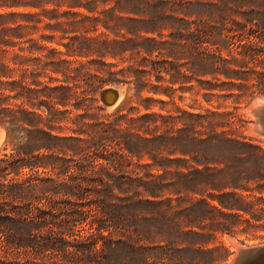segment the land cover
Wrapping results in <instances>:
<instances>
[{"label": "trees", "instance_id": "trees-1", "mask_svg": "<svg viewBox=\"0 0 264 264\" xmlns=\"http://www.w3.org/2000/svg\"><path fill=\"white\" fill-rule=\"evenodd\" d=\"M105 6L92 26L71 23L81 34L101 25L98 36L42 18L50 8ZM1 8L0 264H220L219 234L234 227L230 211L242 201L232 190L264 177L234 164L262 148L232 111H154L169 102L153 95L172 98L192 81L203 96L234 103L264 90V0H0ZM173 28L179 57L169 54ZM56 40L64 49L42 43ZM105 82L128 86L110 113L93 97Z\"/></svg>", "mask_w": 264, "mask_h": 264}, {"label": "rangeland", "instance_id": "rangeland-1", "mask_svg": "<svg viewBox=\"0 0 264 264\" xmlns=\"http://www.w3.org/2000/svg\"><path fill=\"white\" fill-rule=\"evenodd\" d=\"M109 7L110 6H105L95 11H89L87 9H69L67 7L59 8L56 10L50 8L48 12L43 13L42 18L46 23L56 24L57 18L55 17H61L62 22L64 24L63 28H66L67 30L72 32V36L82 34L88 37L98 36L104 30L101 25L99 26L98 31H91L87 33L82 31L83 33L81 34L75 29L74 25L71 23L74 21H84V23H87L92 26V24H94L96 21L95 17L103 15L104 10L108 9ZM5 10V8L0 9L1 12H4ZM195 10H197V8L191 9V11ZM53 16L55 17L52 18ZM49 32L50 30H47V33ZM166 32L168 41L175 42L173 45L170 46L171 50L169 54H172L175 57H179L182 53V41L179 38V34L177 33V28L169 29ZM171 32H173L172 36H170ZM42 43H45L47 46L50 47H58L60 49H64L62 45L58 44V40L54 42L47 41ZM7 63H9L10 67L14 66L11 60L7 61ZM17 77L19 79L21 78L19 74ZM42 80L45 82L48 81V79L46 78ZM105 86L111 88L118 86L119 88H121L120 90H117L120 99L118 97L115 104L111 107L105 106L99 97L100 89ZM178 86L179 85H177V87ZM198 87L199 86L196 81L187 83L185 85V88L183 90L176 91L172 98L168 96L153 95L147 93H145L144 95H153L156 98H163L169 102L167 105H165V107L162 103H153L152 108L154 111H161V108L174 111L177 107L188 110L207 108L218 109V107H220L221 110H228L234 112L241 119L239 127L242 134L246 136L250 142L259 145L262 148V150L259 152L245 154L244 158H241V161L239 162L236 161L234 166L237 170H239L240 172H244L245 174L253 172L254 169L262 170V172L264 173V137L260 136L255 132L250 131V126L252 124L258 123L260 121L261 116L259 114H250L243 110L244 108H247V106L251 102L257 99L256 97L264 98V90L256 91L251 97L244 99L241 103H234L233 99H225L224 97H205L203 96V92L198 91ZM127 88L128 86L123 83L105 82L96 86V93L93 97L97 99L98 106L103 107L105 112L110 113L113 112L118 107V105H120L125 99L128 94ZM14 102L22 103V100H17ZM259 104H261V102H259ZM131 105L138 104L136 102H133L131 103ZM41 110L45 113L46 107H43ZM68 110H73V107L69 106ZM248 111H250V109ZM73 114H75V111L68 113V115L71 116ZM261 114H264V110L261 112ZM259 124L262 125L261 123ZM4 142L5 141H3L2 145L0 146V151H2L4 147ZM232 191L236 192L238 196L241 195L242 201L238 203L234 210L230 211V213L234 217V227L231 229L230 232L219 234V240L224 244L225 247V250L223 249L221 251V254L223 255V260L220 264H229L236 253V248L230 242V238H232L234 241L238 242L242 246L264 244V177L258 184L252 182H245L242 188L233 189Z\"/></svg>", "mask_w": 264, "mask_h": 264}, {"label": "water", "instance_id": "water-1", "mask_svg": "<svg viewBox=\"0 0 264 264\" xmlns=\"http://www.w3.org/2000/svg\"><path fill=\"white\" fill-rule=\"evenodd\" d=\"M112 88L105 86L101 88L99 91V97L102 103L107 107H111L115 104L118 98V94L115 95L114 93H116V90L121 89L118 86L114 87V89ZM256 98L264 102V98L262 97H256ZM258 109L260 108L259 106L256 105L252 108V111L255 114H260L263 110L261 111ZM243 110L245 111V108ZM260 116H261L260 121L258 123L252 124L250 126V131L255 132L260 136L264 137V123L262 124V126L259 124L262 123V121H264L263 120L264 114H261ZM3 141H5V132L0 129V144L1 142L3 143ZM230 242L233 244V246H235L236 253L229 264H264V244L242 246L236 241L232 240L231 238H230Z\"/></svg>", "mask_w": 264, "mask_h": 264}, {"label": "bare ground", "instance_id": "bare-ground-1", "mask_svg": "<svg viewBox=\"0 0 264 264\" xmlns=\"http://www.w3.org/2000/svg\"><path fill=\"white\" fill-rule=\"evenodd\" d=\"M112 89H114V88H112ZM116 90V89H115ZM121 93V92H120ZM115 95H117L118 93H117V90H116V93H114ZM118 97H119V95H118ZM118 99V98H117ZM119 99H120V97H119ZM117 101V100H116ZM259 102H261V104H263V105H261V104H259ZM255 103V104H254ZM259 106V108L260 109H258V110H264V102H262L261 100H259L258 98L257 99H255L247 108H245V112H247V113H250V114H255L253 111H252V108L254 107V106ZM253 106V107H252ZM262 106V107H261ZM250 109V111H248ZM259 115H261V113L259 114ZM263 120H264V118H263ZM264 123V121H262V123L261 124H263ZM262 126V125H261ZM2 145V142H1V144H0V146ZM1 149V148H0ZM232 239V238H231ZM233 240V239H232ZM238 243V242H237Z\"/></svg>", "mask_w": 264, "mask_h": 264}]
</instances>
